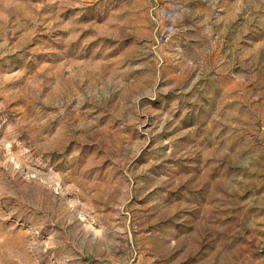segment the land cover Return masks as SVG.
I'll return each instance as SVG.
<instances>
[{"label": "rangeland", "instance_id": "rangeland-1", "mask_svg": "<svg viewBox=\"0 0 264 264\" xmlns=\"http://www.w3.org/2000/svg\"><path fill=\"white\" fill-rule=\"evenodd\" d=\"M0 264H264V0H0Z\"/></svg>", "mask_w": 264, "mask_h": 264}]
</instances>
